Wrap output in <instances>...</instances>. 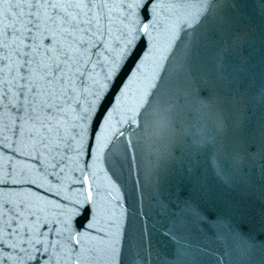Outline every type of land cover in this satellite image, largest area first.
Masks as SVG:
<instances>
[{
  "label": "snow or ice",
  "instance_id": "obj_1",
  "mask_svg": "<svg viewBox=\"0 0 264 264\" xmlns=\"http://www.w3.org/2000/svg\"><path fill=\"white\" fill-rule=\"evenodd\" d=\"M176 8L181 10L178 20L172 15ZM181 28L190 34V48L211 52L207 91L232 117L218 122L225 139L210 158L224 191L215 190L197 168L187 177L189 197L226 196L230 213L264 225V0H185L179 5L164 0H0V103L21 135L29 134L30 154L52 161V173L45 169L31 182L43 188L39 180L65 169L70 183V173L80 177V187L67 192V184H49L47 191L63 195L65 203L33 193L36 203L23 209L0 205L6 217L0 227V264H264V240L251 236L239 259L231 249H173L151 241L128 255L120 247L123 213L114 212L115 185L107 173L103 193L93 183L102 171L101 155L119 128L121 137L129 134L125 157L129 149L135 153L137 113L152 84L124 106L130 85L148 58L156 56L161 34L168 38L167 49ZM12 139L19 145L18 137ZM4 146L11 148V139ZM221 153L222 164L217 162ZM4 179L20 183L9 175ZM49 206L55 211L49 212Z\"/></svg>",
  "mask_w": 264,
  "mask_h": 264
},
{
  "label": "water",
  "instance_id": "obj_2",
  "mask_svg": "<svg viewBox=\"0 0 264 264\" xmlns=\"http://www.w3.org/2000/svg\"><path fill=\"white\" fill-rule=\"evenodd\" d=\"M164 2L179 5L185 0ZM172 15L178 20L181 10L176 8ZM190 38V34L181 28L180 34L166 49L168 38L161 34L156 56L148 58L139 79L130 85L128 100L124 102V106H130L151 82L147 99L137 113L140 123L134 129L136 151L133 153L129 149L125 157L124 142L129 134L124 132L121 137L123 128L112 133L113 138L108 141L109 146L98 164L102 171L97 172L93 183L101 185L103 193L107 173L115 185L116 190L112 193L116 206L114 212L116 216L123 213L120 247L128 255L134 253L139 244L147 247L151 241L153 246H171L173 249L197 245L220 251L231 249L239 259L249 244V236L257 242L264 240V225L258 219L241 218L230 213L225 204L226 196L189 197L191 189L187 177L197 168L207 176L215 190L224 191L221 179L215 176L210 166V158L225 139L218 122L232 120L228 112L220 111L207 91L212 83L207 76L211 52L197 50L194 46L190 48ZM16 111H23V108L11 109L12 113ZM120 116L118 110L113 120L118 122ZM14 136L19 138V145L16 139H12ZM10 139L12 147L6 148L4 145ZM21 145L22 152H17L16 148ZM31 151L29 134L25 131L21 135L18 125H12L9 114L0 103V205L3 208L19 206L23 209L27 204H35V196L41 195L46 200L65 203L63 195L47 191L49 184L53 187L58 183L67 184L68 189L63 192L80 187L76 183L80 179L79 173H70V183L66 179L67 169L57 172L56 177L46 175L39 180L45 185L43 188L32 184L34 177L45 175V169L48 174L53 169L49 167L51 160L33 156ZM90 159V156L85 157L80 163L86 164ZM223 161L221 153L217 162L222 164ZM5 175L20 180V183L5 180ZM6 200L10 203L5 204ZM2 210L0 208V212ZM48 211L54 212L55 209L49 206ZM5 219L0 215V227ZM169 232L170 236L167 235ZM117 264H120L119 260Z\"/></svg>",
  "mask_w": 264,
  "mask_h": 264
}]
</instances>
